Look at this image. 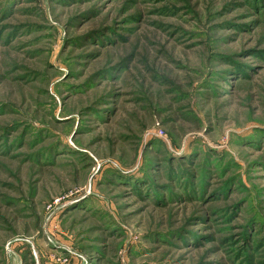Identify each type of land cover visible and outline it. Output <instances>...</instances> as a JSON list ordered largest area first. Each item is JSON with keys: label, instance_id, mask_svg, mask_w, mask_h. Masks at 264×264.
Instances as JSON below:
<instances>
[{"label": "rangeland", "instance_id": "1", "mask_svg": "<svg viewBox=\"0 0 264 264\" xmlns=\"http://www.w3.org/2000/svg\"><path fill=\"white\" fill-rule=\"evenodd\" d=\"M0 264H264V0H0Z\"/></svg>", "mask_w": 264, "mask_h": 264}, {"label": "built area", "instance_id": "2", "mask_svg": "<svg viewBox=\"0 0 264 264\" xmlns=\"http://www.w3.org/2000/svg\"><path fill=\"white\" fill-rule=\"evenodd\" d=\"M57 203H59V200L54 201V204H55V205H57Z\"/></svg>", "mask_w": 264, "mask_h": 264}]
</instances>
